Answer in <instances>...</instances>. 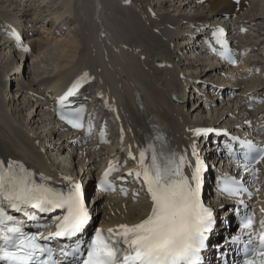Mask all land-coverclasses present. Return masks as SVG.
Instances as JSON below:
<instances>
[{
	"label": "bare ground",
	"instance_id": "bare-ground-1",
	"mask_svg": "<svg viewBox=\"0 0 264 264\" xmlns=\"http://www.w3.org/2000/svg\"><path fill=\"white\" fill-rule=\"evenodd\" d=\"M262 1L163 0L152 13L148 10L151 0H0V17L12 18L19 11L23 15L21 9L24 10L31 30L25 33V40L32 48L30 57L48 56L49 49L60 47L53 58L50 56L54 60L51 68H32L36 58L28 62L30 57L11 49V39H0V161L5 166L9 162L22 163L34 174L37 183L59 191L92 173L96 162L106 157L105 150H115L116 155L131 164L130 168L138 170L141 151L145 152L146 163H150L153 149L163 159L160 144L152 134L154 129L168 135V156L186 155L192 163L193 145L198 150L197 139L192 134L197 125L229 126L241 133L252 127H264ZM219 25L227 29L229 36L238 38L247 54L245 65L231 69L229 75L222 66L205 58L193 41L198 39L193 33L200 28L199 34H203ZM53 40L59 47H48ZM7 49L13 50V58ZM15 58L22 61V71L14 69ZM10 66L14 72L5 70ZM255 68L256 74L251 75ZM24 71L27 82L22 81ZM82 73L90 77L86 94L92 99V106L98 110L104 106L113 125L114 134L104 145V151L91 144L74 143L75 138L68 133L54 130L50 118H40L42 109L50 103L46 92L54 99ZM247 74L252 80L244 78ZM8 75L12 87L6 90ZM210 76L217 82H209ZM251 83L254 86L248 87ZM137 92L141 101L136 100ZM186 96L192 97L190 104ZM255 98L261 99L248 112L247 102ZM42 121L45 124L39 126ZM29 124L39 131H32ZM44 138L52 142L54 160L70 156L74 168L87 172L79 178L65 164L56 166L50 162L42 151L49 144L40 145ZM207 172L201 176V191L205 196L209 192ZM184 173L190 176L191 168L185 167ZM245 178L264 185L262 173L254 177L249 173ZM142 191L146 201L140 199L136 203L113 194L104 195L92 205L95 211L92 220L98 217L99 223L115 229L122 224L139 223L151 209L147 188ZM259 197L264 203V188ZM225 218L229 228H233L231 216ZM225 234L218 226L213 232V243L223 246Z\"/></svg>",
	"mask_w": 264,
	"mask_h": 264
},
{
	"label": "snow or ice",
	"instance_id": "snow-or-ice-1",
	"mask_svg": "<svg viewBox=\"0 0 264 264\" xmlns=\"http://www.w3.org/2000/svg\"><path fill=\"white\" fill-rule=\"evenodd\" d=\"M86 77L87 73L81 79ZM78 85L79 80L61 97V102ZM68 122L73 127L83 126L78 116ZM209 131L212 130L195 129L194 134ZM246 143V157L248 153L256 152L257 162L264 160V148H258L251 142ZM160 156L163 159L153 149L151 161L146 163L145 152L141 151L139 163L142 171L136 172L137 178L142 176L147 185L151 197L150 213L139 223L119 225L115 234L112 229L107 230V235L98 230L83 264H199V253L205 246V233L210 230L212 223V209L205 207L201 199L204 164L199 159L195 145L192 151V156L196 157L194 166L186 155L176 157L161 153ZM185 167L191 168L190 176L185 175ZM244 169L249 171L247 165H244ZM33 175L22 163L9 162L5 166L0 161V198L7 199L16 211L22 207H31L42 213L62 210L65 214L57 224L56 231L50 232L44 240L70 238L80 233L89 220L80 184H73L66 192L58 191L45 183H37ZM105 183L102 181L101 186L104 187ZM223 191L238 195L247 189L242 187V182L231 178L225 182ZM248 194L251 196L250 192ZM24 214L32 220L37 218L35 213ZM251 225L252 218L249 217L244 227L251 228ZM261 226L259 246L251 253L260 259H247L245 264H264V221ZM248 236V243L251 244L253 235L248 233ZM121 238L123 247L120 244ZM234 239L239 240L240 237ZM0 241V262L6 264H45L41 259L42 254L51 252L50 248L38 242L37 236L25 234L21 222L2 209Z\"/></svg>",
	"mask_w": 264,
	"mask_h": 264
},
{
	"label": "rangeland",
	"instance_id": "rangeland-1",
	"mask_svg": "<svg viewBox=\"0 0 264 264\" xmlns=\"http://www.w3.org/2000/svg\"><path fill=\"white\" fill-rule=\"evenodd\" d=\"M176 0H174V2H175ZM263 3V4H262ZM262 5H264V2L262 1ZM64 27L66 28L67 27V23H64ZM55 47V46H58L59 47V43L57 42V41H55V40H53L52 42H51V44L50 45H48V47L49 48H52V47ZM60 48V47H59ZM59 48H53V50H51V49H49V53H50V51H51V55H48V56H46V54L45 55H43V56H32V57H30V58H28V62H31V60H33L34 58H36L37 60V63L35 64V67L34 66H32V68H37V66H40L41 68L43 67V68H46V69H49V68H51L52 67V65L54 64V60H52V59H50V56L53 58V56H55V54H56V52H57V50L59 51ZM56 49V50H55ZM7 51L9 52L8 53V55H11V57L13 58V50H8L7 49ZM53 53V54H52ZM13 62H14V64L13 65H15V68L14 69H17L18 71H22V68H23V64H22V61L20 60V59H18V60H16V58L15 59H13ZM34 65V64H33ZM12 66V65H11ZM10 66V68H8V69H5V70H10V71H12V72H14V70L12 69L11 70V68L13 67H11ZM183 71H185V70H183ZM40 75H42V73L41 74H39L38 76H40ZM33 76H31V78H32ZM260 78V80H263L262 79V77H259ZM251 80H252V77L250 78ZM29 81V79H28V76H26V73H25V71H24V73H22V81ZM26 81V82H27ZM210 81H214V83H216L217 82V79L216 78H214L213 76H210L209 77V82ZM254 81V80H253ZM6 83V82H5ZM257 83V82H256ZM254 84V83H253ZM252 83L251 84H248L247 86L248 87H250V86H254ZM8 95V94H7ZM20 101V100H19ZM191 103L192 102V97L190 98V97H188V99H187V103ZM186 103V102H185ZM188 103V104H189ZM186 106V105H185ZM184 106V107H185ZM204 111H205V113H207L206 112V110L204 109ZM204 111H203V113H204ZM23 114H24V112H23ZM15 116H16V114H15ZM43 117H44V112L43 111H41V115H40V118L41 119H43ZM23 119H26V116H24L23 117ZM43 122V121H42ZM42 122H41V125H39V126H43L44 124H42ZM28 126H30L31 127V130L32 131H39L37 128H35V125H33V126H31V124H29ZM57 146V145H56ZM58 147V146H57ZM51 152H50V156H51V161L50 162H52V163H54L56 166L58 165V164H60V166H64V164H65V168H67L68 169V171H70L71 173L73 172V174L74 175H76L77 174V176L79 175V178L81 177V175H82V170H80V167H76V168H74V165H73V163H72V161L69 159V157H67L66 156V158L65 157H62V159H61V157H57V160H54V157H56L55 155H56V152L55 151H53L52 149L50 150ZM52 153H55V155H52ZM65 156V155H64ZM49 160H50V158H49ZM59 160H61L60 162L61 163H57V161H59ZM97 163L98 162H96V165H97ZM59 167V166H58ZM87 172V171H86ZM86 172H84V173H86ZM97 219H98V217H97ZM99 221V220H98Z\"/></svg>",
	"mask_w": 264,
	"mask_h": 264
}]
</instances>
